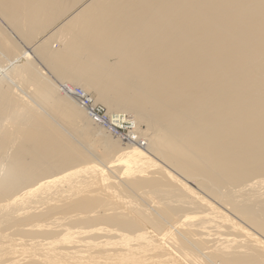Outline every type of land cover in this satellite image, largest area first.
<instances>
[{"label": "bare ground", "instance_id": "6f19581e", "mask_svg": "<svg viewBox=\"0 0 264 264\" xmlns=\"http://www.w3.org/2000/svg\"><path fill=\"white\" fill-rule=\"evenodd\" d=\"M0 264H264V0H0Z\"/></svg>", "mask_w": 264, "mask_h": 264}, {"label": "built area", "instance_id": "2783aa9c", "mask_svg": "<svg viewBox=\"0 0 264 264\" xmlns=\"http://www.w3.org/2000/svg\"><path fill=\"white\" fill-rule=\"evenodd\" d=\"M75 93L78 94L77 98L79 99L84 97V99L80 101L89 110V113L94 115V117L100 122L105 120L104 124L109 125L115 135L122 139H126L129 142L146 146L145 140H142V138H138L137 135L132 134V123L126 120L128 118L127 115L121 114L123 117V120L121 121H119V117L117 115L113 116V118H110L107 109H105L101 104H95L94 99L86 95L82 89L77 88Z\"/></svg>", "mask_w": 264, "mask_h": 264}, {"label": "rangeland", "instance_id": "374dc122", "mask_svg": "<svg viewBox=\"0 0 264 264\" xmlns=\"http://www.w3.org/2000/svg\"><path fill=\"white\" fill-rule=\"evenodd\" d=\"M8 30H10L9 28H8ZM11 31V30H10ZM17 39L16 40H18L19 41V44L20 45H23V46H26V45H24V44H26V43H22L23 41L20 39V38H18V37H16ZM21 40V41H20ZM59 44H58V42H55V44H54V47H57ZM28 47H30V46H28ZM27 48V47H26ZM32 55V57L34 56V54L32 53L31 54ZM36 59V58H35ZM36 61L37 62H40L39 61V59L37 58L36 59ZM49 76L51 77L52 75H50V73H49ZM55 82H57L59 85H60V83L58 82V81H56V78H54L53 76L51 77ZM78 88H79V86H78ZM76 89H77V86H76ZM65 91V90H64ZM87 93V92H86ZM88 95H89V93H87ZM75 96V95H74ZM90 96V95H89ZM98 104H101V103H98ZM104 108L106 107L105 105H103V104H101ZM82 106V105H81ZM105 109H107V108H105ZM108 110V109H107ZM86 111H87V109H86ZM114 114V113H113ZM115 114H122V113H115ZM115 114H114V116H115ZM130 116V115H129ZM89 118H90V116H89ZM91 119V118H90ZM92 122H93V120H92ZM94 123V122H93ZM94 125H97V124H94ZM101 125V124H100ZM99 126V125H98ZM103 128H104V126L103 125H101ZM144 128V127H143ZM108 132H109V134L111 135V137H113V138H118L117 136H115V135H113V133L108 129ZM125 132H126V130H125ZM93 139V140H92ZM91 140H90V142H92L93 141V143L92 144H94V145H100V142H99V140L98 139H96V138H92ZM119 139V141H123V142H121V143H124V144H128V143H126V142H129V141H127L126 139H120V138H118ZM123 144V145H124ZM133 144H135V145H138L137 143H133ZM144 150V149H143ZM189 184H191V183H189ZM192 186H193V184H191Z\"/></svg>", "mask_w": 264, "mask_h": 264}]
</instances>
